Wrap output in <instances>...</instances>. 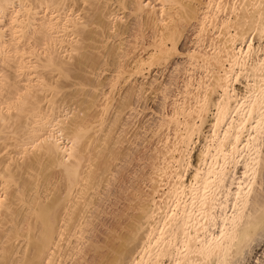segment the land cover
Segmentation results:
<instances>
[{"label": "bare ground", "instance_id": "bare-ground-1", "mask_svg": "<svg viewBox=\"0 0 264 264\" xmlns=\"http://www.w3.org/2000/svg\"><path fill=\"white\" fill-rule=\"evenodd\" d=\"M185 40L178 101L156 75ZM158 97L148 188L97 191ZM263 239L264 0H0V264H246Z\"/></svg>", "mask_w": 264, "mask_h": 264}, {"label": "rangeland", "instance_id": "rangeland-1", "mask_svg": "<svg viewBox=\"0 0 264 264\" xmlns=\"http://www.w3.org/2000/svg\"><path fill=\"white\" fill-rule=\"evenodd\" d=\"M195 29L193 28L190 32H189V38L187 39V41L188 40H190V39H194V37L192 38V34L195 32L194 31ZM211 37H213V38H211ZM209 36V37H207V36H205V38H204V43H203V45H204V47L205 48H207V49H210V48H214V46H215V44H216V39L214 38V36ZM130 38H133V36H131ZM210 39V40H209ZM214 39V40H213ZM187 41L185 40V43L183 42H180L181 44H179L178 43V45H177V47H178V50H175V51H172L171 52V55H170V57L168 58V60L170 59V60H172L173 59V56L174 55H177V53L179 52V53H183V54H185V51L189 48V46H191V43H189V44H187ZM212 44V45H211ZM214 44V45H213ZM210 47V48H209ZM187 48V49H186ZM176 53V54H175ZM178 56V55H177ZM177 56H174V59H173V62L172 61H170V64L168 63L169 61L167 60V67H166V65L164 64L163 65V67L162 68H160V70H161V74H160V72H155L153 75L155 76L156 75V73H157V75L156 76H158V74H159V76H163V77H165L164 78V81L166 82V83H168V84H172V86H170V90L168 91V93H169V95L170 96H173V97H176L177 99H178V101H180L182 98H181V95L182 94H180L181 93V90L183 89V87H184V81L186 80V78H188V76H186L185 75V77H184V72H180L179 70H175L174 69V67H178V68H181L182 66H184V61L186 62V60L184 59V58H180L179 56V58L177 57ZM181 56V55H180ZM179 63V64H177V63ZM176 63V64H175ZM182 63H183V65H182ZM169 67V68H168ZM163 69V70H162ZM156 70H158L157 68H156ZM175 70V71H174ZM175 72H177V73H175ZM183 73V74H182ZM192 79L194 78L195 79V82H196V80H200L201 78H203L204 76H202L203 75V71L201 70L200 71V68H196L193 72H192ZM171 75H173V77L175 76L176 77V79L175 78H173ZM178 75V76H177ZM200 77V78H199ZM171 78V79H170ZM174 79V80H173ZM184 80V81H183ZM172 81V82H171ZM175 81H177V82H175ZM175 83V84H174ZM177 83V84H176ZM177 95V96H176ZM217 99V98H216ZM160 100H162L160 97H158V98H154V99H151V100H149L148 101V106H149V108L147 109V111H139V114L140 115H138V111L135 113L136 114V116H137V118H136V121H138L137 123H138V128L139 129H141L140 131H139V129L136 131V132H139V133H136L135 131L132 133V135H136V137H134V136H132V139H134V141H135V143L137 142V144L139 145V146H137V145H134V148L136 149L137 147H138V150H140L141 149V151H143V152H139L138 151V155L136 154V156L137 157H133V159L131 160V162H130V164H129V166H128V169L126 170V172L124 173V177H123V179H121V178H118V177H113V180H111V179H109L110 181L109 182H107L106 184H105V188L103 189V188H101V189H98L97 191H99V190H101V191H117L118 190V188H119V190L121 191L122 189H120V188H123V190L122 191H129L130 190V188L132 189V191H142L143 189H147L148 188V185L150 184L148 181H149V179H147L148 177H149V175H150V169H151V167H150V163H149V161H148V157L147 156H149V150L147 149V152H146V150L144 151L142 148L143 147H141L142 145H140V142L141 141H143V139L148 135L149 136V130H151L150 128H154V126L155 125H153V124H156L157 123V113L159 112V110H162V101H160ZM169 103H171L170 101H169ZM169 103H167V104H165V105H168ZM141 105V103L139 102V103H136V105H137V107H136V105H135V107L136 108H139L138 107V105ZM164 105V106H165ZM171 104H169L168 106H165V110L167 111V112H169L170 111V109H171V106H170ZM141 110H143V109H141ZM213 111H215V106L214 105H212V112ZM140 112H142V113H140ZM143 113H145V114H143ZM155 113V114H154ZM145 115V116H144ZM156 115V116H155ZM152 116V117H151ZM211 118H212V113H210L209 115H208V117H207V121H206V124H205V126L208 124V122L211 120ZM155 121V122H154ZM148 123V124H147ZM140 125V126H139ZM143 125V126H142ZM152 125V126H151ZM146 128V129H145ZM148 130V131H147ZM145 132V133H144ZM141 133V134H140ZM149 133V134H148ZM137 134H139L138 136H137ZM144 136V137H143ZM199 139V138H198ZM201 139H202V137H201ZM139 142V143H138ZM137 146V147H136ZM135 152V151H134ZM148 154V155H146V153ZM140 153V154H139ZM143 153V154H142ZM135 154V153H134ZM140 155H142L141 157H140ZM143 155H144V157H143ZM147 157V158H146ZM135 161V162H134ZM123 164L121 161H117V163H114V165H117V164ZM149 167H150V169H149ZM130 172V173H129ZM135 172V173H134ZM114 174V173H113ZM117 175V174H116ZM128 176V177H127ZM114 178H116V179H114ZM121 181H120V180ZM127 179V180H126ZM112 181V182H111ZM119 182V183H118ZM121 182V183H120ZM129 182V183H128ZM149 183V184H148ZM111 184V185H110ZM110 185V186H109ZM122 185H123V187H122ZM126 185V186H125ZM112 186V187H111ZM117 187V188H116ZM133 187V188H132ZM141 188V189H140ZM109 189V190H108ZM110 189H112V190H110ZM115 189V190H114ZM134 189V190H133ZM131 191V190H130ZM257 243V244H256ZM255 244H254V246H253V250L254 251H252L251 253L252 254H250V253H248V256H245V258H246V264H264V239L262 240V241H257Z\"/></svg>", "mask_w": 264, "mask_h": 264}]
</instances>
